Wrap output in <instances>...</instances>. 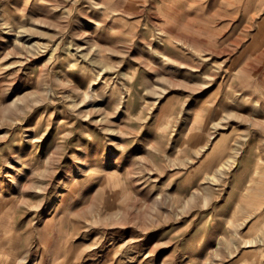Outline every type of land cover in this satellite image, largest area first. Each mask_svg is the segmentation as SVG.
<instances>
[{
	"label": "rangeland",
	"instance_id": "1",
	"mask_svg": "<svg viewBox=\"0 0 264 264\" xmlns=\"http://www.w3.org/2000/svg\"><path fill=\"white\" fill-rule=\"evenodd\" d=\"M103 262L264 264V0H0V264Z\"/></svg>",
	"mask_w": 264,
	"mask_h": 264
},
{
	"label": "bare ground",
	"instance_id": "2",
	"mask_svg": "<svg viewBox=\"0 0 264 264\" xmlns=\"http://www.w3.org/2000/svg\"><path fill=\"white\" fill-rule=\"evenodd\" d=\"M94 83H95V82H90V83H89V86L91 87V85L94 84ZM90 87H89V89H90ZM236 154H237V153H236ZM236 154L233 155L232 157H230V159H229L228 161H226V163L223 164L222 166H223V167H224V166H228V165H230L231 162H234V163H235V161H236V156H237ZM256 171H257V172H260L259 169L255 170V172H256ZM256 174H257V173H256ZM251 181H252V180H251Z\"/></svg>",
	"mask_w": 264,
	"mask_h": 264
},
{
	"label": "crops",
	"instance_id": "3",
	"mask_svg": "<svg viewBox=\"0 0 264 264\" xmlns=\"http://www.w3.org/2000/svg\"><path fill=\"white\" fill-rule=\"evenodd\" d=\"M199 243V242H198ZM199 245H202L201 244V242L199 243ZM98 249V248H97ZM116 256H119V255H116ZM148 256V254L147 255H145V257H147ZM187 256H188V259H190L193 255L191 254H187ZM107 261H109V260H107ZM128 262L130 263V261L128 260ZM105 262H103L102 264H104ZM112 263H115V260L112 262Z\"/></svg>",
	"mask_w": 264,
	"mask_h": 264
}]
</instances>
